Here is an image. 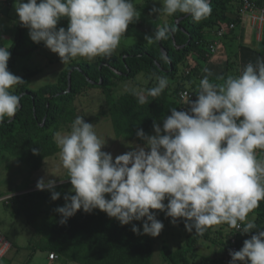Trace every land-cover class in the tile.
I'll use <instances>...</instances> for the list:
<instances>
[{"label": "clouds", "instance_id": "9594fccd", "mask_svg": "<svg viewBox=\"0 0 264 264\" xmlns=\"http://www.w3.org/2000/svg\"><path fill=\"white\" fill-rule=\"evenodd\" d=\"M158 2L162 6L153 7V13L172 16L179 11L197 23L212 12L210 0ZM13 7L30 40L43 42L62 64L76 57H110L129 24L140 17L133 0H14ZM62 18L68 20L67 29H57ZM168 38L167 27L145 36L148 43ZM10 55L0 46V124L5 117H15L21 106L14 86L24 81L8 70ZM157 81L145 92L133 91L139 104L161 95L168 80L157 77ZM195 95L194 101L187 100V111L173 107L162 127L154 122V135L138 129L136 136L144 146L115 158L102 151L105 143L83 117L75 118L70 133H56L69 193H74L65 194V203L55 209L59 223L65 224L78 210L90 214L98 209L121 226L142 221L131 231L157 237L164 225L150 210H159L173 225L182 220L187 232L200 236L221 223L240 228L264 200V162L255 154L264 149V58L248 63L239 76L227 77L222 85L204 76ZM32 152L39 154L36 148ZM55 183L41 177L36 189L48 190L55 201L61 196L53 190ZM254 229L238 251L229 253V264H264V230L249 221L239 233Z\"/></svg>", "mask_w": 264, "mask_h": 264}, {"label": "trees", "instance_id": "16d2710c", "mask_svg": "<svg viewBox=\"0 0 264 264\" xmlns=\"http://www.w3.org/2000/svg\"><path fill=\"white\" fill-rule=\"evenodd\" d=\"M258 8L264 6L263 0H251ZM211 15L194 22L189 14L177 11L169 16L160 27H167L169 38L160 42L129 44L122 52L113 53L110 57H99L93 62L71 63L59 72L54 83L46 84L36 90L29 89L33 73L22 77V84L16 85L15 94L21 95L20 108L15 117L0 124V158L4 153L18 159L31 171L38 170L42 161L59 151L55 134L60 130L71 131L74 121V99L86 94L90 89H99L104 97L105 113L112 130L118 139H138L136 132L142 129L146 135L152 134L153 123L162 124L170 115V108L178 111V94L187 90L196 97L195 84L203 77L202 67L191 65L188 57L208 61L212 55L209 46L217 30L230 24L240 23L242 0H210ZM228 29L222 38L231 37L234 29ZM211 36V37H210ZM25 28L16 26L14 39L8 47L10 59L8 70L11 71L18 58L24 54ZM257 50L264 55V22L261 26ZM23 51V52H22ZM163 57V58H162ZM180 66V68H179ZM230 62L227 60L226 67ZM226 68V69H227ZM142 74L149 77L145 90L157 85V77H166L168 84L160 96L148 97V103H138L133 95V88L113 98L111 86L115 80L133 79ZM69 78V85H68ZM220 83V85H222ZM39 150L34 155L32 149ZM256 157L258 149L255 150ZM26 187L22 190H27ZM30 191L26 196L35 198L40 206L39 216L48 223L44 234L45 243L41 249L54 253L79 264H151L152 240L147 235H136L129 225L121 226L114 218L95 209L92 213L78 210L74 216L60 224L61 216L55 211L65 203L64 185H55L54 191L60 192L59 199L53 201L48 190ZM32 200L33 202H35ZM255 217L250 220L257 228L264 230V200L252 210ZM249 222V221H248ZM247 222L241 223V230ZM239 231V232H240ZM237 233L239 249L243 241L255 233ZM233 228L221 223L208 228L203 236L194 234L186 236L184 244L175 251L162 245L160 255L168 264H189L188 256L195 253L202 241L211 242L214 251L204 258L205 264H223L228 237ZM221 244V247H219Z\"/></svg>", "mask_w": 264, "mask_h": 264}, {"label": "rangeland", "instance_id": "374dc122", "mask_svg": "<svg viewBox=\"0 0 264 264\" xmlns=\"http://www.w3.org/2000/svg\"><path fill=\"white\" fill-rule=\"evenodd\" d=\"M3 1L0 2V46L8 48L14 39L16 26L19 22L13 7L14 0ZM133 3L137 12L140 13V17L134 23L129 24L125 34L120 39L119 46L113 52L115 54L122 52L129 44L136 42L148 44L145 36H151L154 30L160 28L162 23L169 18L166 14L158 15L151 11L153 7L162 6L158 0H133ZM67 25V18H62L57 24V29L60 27L67 29ZM222 28L226 30V26ZM253 36L255 41L259 39L257 28ZM212 40H218L219 44L208 61L203 62L200 58L197 60L192 56L188 57V62L192 66L199 63L204 73L203 77L207 75L210 83L220 84L229 76H239L248 63H255L257 58H264V55H261L257 50V43L252 44L250 42L239 45L236 38L225 40V38L217 36L212 37ZM23 46L24 54L18 58L10 72L21 78L28 73H33L29 82L30 90H36L43 85L54 83L59 72L71 63L93 62L101 57L92 59L76 57L69 63L62 64L58 55L48 50L43 42L33 43L26 28ZM227 60L230 62L229 68L226 67ZM205 69L208 71L206 72ZM201 79L195 84L194 91L198 90ZM149 80V77L142 74L129 80H115L111 86L112 96L117 98L129 88L143 92ZM72 106L75 109L73 119L75 120L77 116H80L85 122L93 124V131L101 143H105L102 151L111 153L113 158L133 150L136 146H144L145 142L139 138L126 140L118 139L115 136L105 113L104 97L99 89H90L86 94L75 98ZM160 126L162 127V124ZM57 133L65 135L70 132L60 130ZM154 134L153 131L150 135ZM41 177L55 180V185H64V190L69 193L71 184L68 180V170L62 165L60 147L58 153L45 158L41 167L36 171L29 170L18 159L7 153H4L0 158V232L10 244L6 254L0 258V264H79L61 256H58L56 260H49L48 252L40 248L45 243L44 234L41 235L42 230L46 231L48 223L43 216H39L40 206L34 200L35 198L25 194L35 191L36 183ZM26 187L29 189L22 190ZM4 197L10 198L5 202L1 200ZM164 203H167V200ZM150 211H155L157 219L162 221L164 225L157 237L147 235L152 240L151 264H168L161 258V246L166 245L170 251H175L183 246L185 237L192 233L185 230L182 220L178 219V222L173 225L170 223L171 218L165 217L163 212L159 210ZM254 217L255 213L249 212L247 220L244 222H248ZM133 224L140 227L142 221H132L128 225L132 227ZM213 251L214 245L211 242L202 241L199 243L197 251L188 256V262L189 264H205L204 258L208 255L211 256Z\"/></svg>", "mask_w": 264, "mask_h": 264}, {"label": "built area", "instance_id": "2783aa9c", "mask_svg": "<svg viewBox=\"0 0 264 264\" xmlns=\"http://www.w3.org/2000/svg\"><path fill=\"white\" fill-rule=\"evenodd\" d=\"M242 16H248L250 17L251 22L254 24H257L259 29L261 28L263 22H264V6L261 8H258L254 2L251 0H242V6L240 9V17ZM233 28V25L230 24L227 29ZM226 32L224 28H219L216 32L217 37H222V35ZM219 44L218 40L213 41V43L209 46V53L213 55L217 49V45ZM194 101L196 97H194L193 93L184 90L179 92L178 94V100H179V105H178V111H187L188 110V105L186 104L187 100ZM256 159L260 162H264V149H258V155ZM10 197H4L1 200H4L5 202L9 199ZM241 230V225L240 228H233V233L228 237V244L226 247L225 251V256L223 259V264H229L231 260V256L229 255L230 252L232 251H238L239 247L237 244V236L236 234ZM10 248L9 242L5 239V237L1 234L0 232V258H2L8 249ZM48 259L49 260H56L57 256L54 253H49L48 254ZM239 264V262H238Z\"/></svg>", "mask_w": 264, "mask_h": 264}, {"label": "crops", "instance_id": "0c3cea01", "mask_svg": "<svg viewBox=\"0 0 264 264\" xmlns=\"http://www.w3.org/2000/svg\"><path fill=\"white\" fill-rule=\"evenodd\" d=\"M2 0H0L1 2ZM6 0H4L3 2H5ZM264 1V0H263ZM264 4V3H262ZM228 27V26H227ZM226 27V31L228 32L229 30ZM257 28V32H258V36L260 38V32H261V28L259 29L257 24H254L251 22L250 17L248 16H242L240 17V23L237 26H234V33L232 34L231 37L236 38L239 41V45H245L246 43H257V41H255L254 39V31ZM237 31V32H235ZM256 35V33H255ZM214 36V34L212 33V37ZM257 36V35H256ZM230 39V38H226L225 40ZM215 41V40H214ZM243 42V43H242ZM213 43V40H212ZM202 74L204 75L203 71ZM253 211H250V213H252ZM209 256V255H208ZM206 256V257H208Z\"/></svg>", "mask_w": 264, "mask_h": 264}, {"label": "water", "instance_id": "95a60500", "mask_svg": "<svg viewBox=\"0 0 264 264\" xmlns=\"http://www.w3.org/2000/svg\"><path fill=\"white\" fill-rule=\"evenodd\" d=\"M70 81H69V78H68V85H69Z\"/></svg>", "mask_w": 264, "mask_h": 264}]
</instances>
